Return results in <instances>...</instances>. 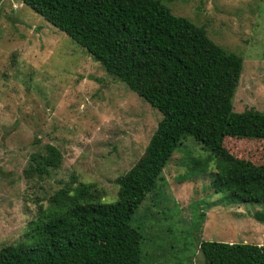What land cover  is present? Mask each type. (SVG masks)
I'll use <instances>...</instances> for the list:
<instances>
[{
  "label": "rangeland",
  "instance_id": "obj_1",
  "mask_svg": "<svg viewBox=\"0 0 264 264\" xmlns=\"http://www.w3.org/2000/svg\"><path fill=\"white\" fill-rule=\"evenodd\" d=\"M178 17L243 59L235 113H264V0H161ZM161 114L105 73L87 52L17 0L0 1V249L28 243L31 221L65 186L93 183L104 202L144 153ZM230 154L264 165L263 140L227 138ZM60 153L43 179L24 173L32 154ZM202 160L205 170L190 164ZM216 161L183 140L131 225L143 236L142 264H204L203 241L264 245V202L211 187Z\"/></svg>",
  "mask_w": 264,
  "mask_h": 264
},
{
  "label": "trees",
  "instance_id": "obj_2",
  "mask_svg": "<svg viewBox=\"0 0 264 264\" xmlns=\"http://www.w3.org/2000/svg\"><path fill=\"white\" fill-rule=\"evenodd\" d=\"M2 1V0H0ZM64 33L161 119L144 153L116 178L104 202L93 183L65 186L39 208L28 243L0 249V264H142L140 231L131 221L153 193L172 155L188 137L211 153V187L234 199L264 202V165L236 158L227 138L264 141V113L233 111L243 59L213 42L202 26L178 17L161 0H17ZM60 153L32 154L24 173L43 179ZM205 161L190 164L202 172ZM204 264H264V245L203 241Z\"/></svg>",
  "mask_w": 264,
  "mask_h": 264
}]
</instances>
